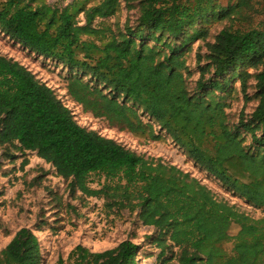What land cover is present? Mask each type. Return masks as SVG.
I'll list each match as a JSON object with an SVG mask.
<instances>
[{"label":"trees","instance_id":"trees-1","mask_svg":"<svg viewBox=\"0 0 264 264\" xmlns=\"http://www.w3.org/2000/svg\"><path fill=\"white\" fill-rule=\"evenodd\" d=\"M34 2L5 0L0 30L38 57H59L71 74L68 94L84 112L133 134L148 132L151 138V123L158 125L211 176L264 209V31L225 29L214 44L206 45L209 63L200 68V91L225 93L239 78L246 93L247 75L236 72L246 64L259 71L257 109L229 127L221 101L188 91L191 73L181 53L209 39V30L197 26L229 19L233 5L218 0H141L138 25L127 26L100 47L83 37H100L102 32L93 24L97 18L115 16L118 0L81 9L86 11L84 26L69 9L61 12L45 4L32 8ZM79 48L85 53L82 61L77 59ZM211 70L216 79L204 83ZM231 72L224 83L217 81ZM7 145L25 155L35 153L59 177L71 181L73 192L114 199L113 206L138 212L143 226L158 233L152 239L160 251L157 264H264V218L254 219L219 200L176 166L138 155L81 127L53 88L0 55V146ZM93 176L112 184L93 190ZM229 243L231 254L223 248ZM141 249L130 241L101 253L80 245L56 264H137ZM0 264H43L38 238L28 229L19 231L0 251Z\"/></svg>","mask_w":264,"mask_h":264},{"label":"rangeland","instance_id":"rangeland-1","mask_svg":"<svg viewBox=\"0 0 264 264\" xmlns=\"http://www.w3.org/2000/svg\"><path fill=\"white\" fill-rule=\"evenodd\" d=\"M103 1L35 0L30 5L35 8L37 5L45 4L61 12L69 9L76 16L77 23L84 26L87 23L86 11L100 6ZM118 1L119 6L115 16L95 20L93 28L102 32L100 37L87 36L83 37V41L103 47L119 31L125 32L127 26L138 25L141 0ZM218 2L236 7L231 12L230 18L197 26V29L209 30V39L187 46L181 55L191 73L187 77L188 91L191 95L204 97L207 101L210 99L221 101L225 106L227 124L233 127L243 115L250 117L259 105L256 81L259 71L246 64L236 72V75H247L246 93L243 92L239 78L229 84L225 93H214L198 89V82L202 77L200 68L209 63L206 60L208 55L206 45L214 44L215 38L223 30L264 31V0H218ZM4 4L5 0H0V7ZM83 8L86 9L85 12H82ZM76 53L77 59L82 61L85 56L84 51L79 48ZM0 55L19 62L40 81L53 88L62 102L73 112L81 127L115 140L138 155L176 166L208 187L219 200L235 205L241 212L254 219L264 218L263 208H257L239 193L211 176L204 167L189 158L187 148L180 146L158 125L151 123L155 135V138H151L148 132L133 134L121 126L114 127L107 120L96 119L84 112L68 94L67 85L71 74L59 57L49 59L38 57L22 45L10 40L1 30ZM93 56L97 58L100 54L93 53ZM232 73L225 78H217V81L224 83L230 79ZM215 79L211 70L203 81L208 84ZM144 121L150 123L148 119ZM251 143V138L248 137L247 145L250 146ZM207 147L211 149L213 144L210 142ZM70 184L71 181L59 177L56 170L39 159L35 153L25 155L8 145L0 146V251L12 242L19 231L28 229L39 240L43 264H56L60 258L66 260L80 245L93 253H101L115 249L127 241L142 248L137 264H157L160 251L152 239L158 233L153 228L143 226L138 218V212L133 213L128 207L122 209L113 206L114 199L88 198L80 191L73 192ZM106 184L112 183H106V180L100 176H93L89 183L93 190L103 189ZM237 230L235 228V233ZM223 248L231 254L233 244H224Z\"/></svg>","mask_w":264,"mask_h":264}]
</instances>
